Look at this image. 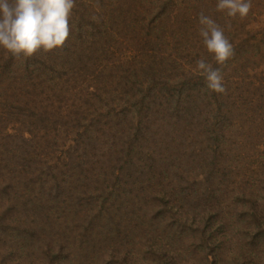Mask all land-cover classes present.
<instances>
[{
    "label": "rangeland",
    "instance_id": "1",
    "mask_svg": "<svg viewBox=\"0 0 264 264\" xmlns=\"http://www.w3.org/2000/svg\"><path fill=\"white\" fill-rule=\"evenodd\" d=\"M76 3L62 49L0 47V109L34 108L0 118V264H264V0L226 94L195 70L217 0Z\"/></svg>",
    "mask_w": 264,
    "mask_h": 264
},
{
    "label": "clouds",
    "instance_id": "2",
    "mask_svg": "<svg viewBox=\"0 0 264 264\" xmlns=\"http://www.w3.org/2000/svg\"><path fill=\"white\" fill-rule=\"evenodd\" d=\"M76 0H0V47L12 56L30 58L38 53L62 49L71 35L70 21ZM253 0H217L215 10L227 18L222 25L212 16L198 14V34L215 63L204 56L195 60V70L205 78L207 88L226 94L222 67L234 56V45L226 34L233 20L246 19ZM92 20L99 22L93 15Z\"/></svg>",
    "mask_w": 264,
    "mask_h": 264
},
{
    "label": "trees",
    "instance_id": "3",
    "mask_svg": "<svg viewBox=\"0 0 264 264\" xmlns=\"http://www.w3.org/2000/svg\"><path fill=\"white\" fill-rule=\"evenodd\" d=\"M163 14H164V12H161L160 16H162ZM5 67H6V65L3 64V68L4 69H5ZM44 73H45V70H44ZM5 87L9 88V87H11V85H5ZM261 89H263V87ZM12 97H14L13 100L9 99L8 101H4V105L1 107L2 109H0V118L1 119H4L7 116L9 117L12 114L19 115V113H17L16 111H23V107H27L26 109H29L30 111H34V108H32V106H30V108H29L30 101L22 99L19 96H15V94L10 96V98H12ZM51 117L52 116H46L45 117V121L44 122L47 121V126H46L47 131H48V129H52L53 130L55 128V123L54 122L50 123L48 121V119H50ZM6 119H7V121H10L9 120L10 118H6ZM4 127H6L5 124H4ZM58 128H59V126H58Z\"/></svg>",
    "mask_w": 264,
    "mask_h": 264
}]
</instances>
